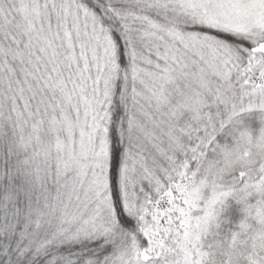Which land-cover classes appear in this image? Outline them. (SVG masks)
I'll list each match as a JSON object with an SVG mask.
<instances>
[{
  "label": "snow or ice",
  "instance_id": "snow-or-ice-1",
  "mask_svg": "<svg viewBox=\"0 0 264 264\" xmlns=\"http://www.w3.org/2000/svg\"><path fill=\"white\" fill-rule=\"evenodd\" d=\"M0 264H264V0H0Z\"/></svg>",
  "mask_w": 264,
  "mask_h": 264
}]
</instances>
